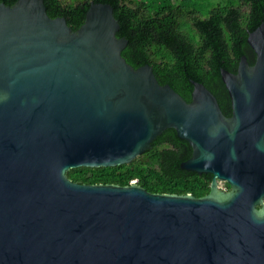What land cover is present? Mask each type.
I'll use <instances>...</instances> for the list:
<instances>
[{
	"label": "water",
	"instance_id": "95a60500",
	"mask_svg": "<svg viewBox=\"0 0 264 264\" xmlns=\"http://www.w3.org/2000/svg\"><path fill=\"white\" fill-rule=\"evenodd\" d=\"M118 30L109 4L72 31L43 0L0 3V264H264V20L254 64L220 69L229 117L202 83L186 102L132 68ZM166 129L192 149L181 169L212 176L207 195L66 176L127 165Z\"/></svg>",
	"mask_w": 264,
	"mask_h": 264
},
{
	"label": "trees",
	"instance_id": "16d2710c",
	"mask_svg": "<svg viewBox=\"0 0 264 264\" xmlns=\"http://www.w3.org/2000/svg\"><path fill=\"white\" fill-rule=\"evenodd\" d=\"M17 0H0L12 6ZM109 4L118 22L116 37L127 40L121 56L132 68L148 65L160 85H169L186 102L191 81L202 83L222 113L231 115L220 69L236 73L241 56L253 65L248 33L264 20V0H43L50 18L62 17L76 31L89 2ZM210 5L205 8L203 6ZM189 144L166 129L131 163L106 168L70 169L69 180L88 185L128 186L136 183L153 194L201 198L209 193L212 176L181 169L191 157ZM226 190L229 185L224 183Z\"/></svg>",
	"mask_w": 264,
	"mask_h": 264
},
{
	"label": "rangeland",
	"instance_id": "374dc122",
	"mask_svg": "<svg viewBox=\"0 0 264 264\" xmlns=\"http://www.w3.org/2000/svg\"><path fill=\"white\" fill-rule=\"evenodd\" d=\"M211 1H212V2H219V1H221V0H211ZM203 7L208 8V7H210V5H209V6L206 5V6H203ZM219 186H220L222 189H226L224 183H220Z\"/></svg>",
	"mask_w": 264,
	"mask_h": 264
},
{
	"label": "built area",
	"instance_id": "2783aa9c",
	"mask_svg": "<svg viewBox=\"0 0 264 264\" xmlns=\"http://www.w3.org/2000/svg\"><path fill=\"white\" fill-rule=\"evenodd\" d=\"M132 183H134V182H132ZM223 190H225V189H223Z\"/></svg>",
	"mask_w": 264,
	"mask_h": 264
}]
</instances>
